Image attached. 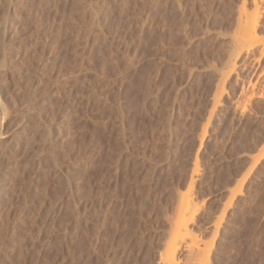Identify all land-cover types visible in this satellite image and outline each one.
I'll use <instances>...</instances> for the list:
<instances>
[{
    "label": "rangeland",
    "instance_id": "rangeland-1",
    "mask_svg": "<svg viewBox=\"0 0 264 264\" xmlns=\"http://www.w3.org/2000/svg\"><path fill=\"white\" fill-rule=\"evenodd\" d=\"M241 1L0 0V264H163L190 182L206 263L264 264V57L230 54Z\"/></svg>",
    "mask_w": 264,
    "mask_h": 264
},
{
    "label": "bare ground",
    "instance_id": "bare-ground-1",
    "mask_svg": "<svg viewBox=\"0 0 264 264\" xmlns=\"http://www.w3.org/2000/svg\"><path fill=\"white\" fill-rule=\"evenodd\" d=\"M262 9H264V0H242L241 1V4H240L239 9H238V15H237V25H236L237 31L231 37V44H232L231 46H233V49H230L231 50L230 54L232 52L235 59H237V57L244 52L246 55L250 54V56H251V54H254L253 60L256 62L254 64H257L258 66L260 64V59L262 57H264V31H263L264 29L262 30L260 28L258 31V28L260 27L259 26V23H260L259 17H260V13H261ZM255 51H257V52H255ZM247 57H249V56H247ZM244 58H246V57H244ZM229 61H227V62L230 63L231 61L230 62ZM233 61H232V63H230V69L228 67V69H226V71L224 69V72H226L228 74L232 73L234 68H236L235 67V65H236L235 60H233ZM254 61H252V62H254ZM256 67L257 66L255 65V68ZM227 70L229 72H227ZM226 73H223V74H225L224 75L225 78L227 77ZM224 76L221 77V79H220L221 81L219 80L220 85H218V86H220L221 88H222V83L224 84V82H223L225 80V78H223ZM222 78L224 79L223 81H222ZM222 90L223 89H220L221 93H222ZM252 96H253V93H251L250 97H252ZM33 101L31 99L29 100L28 105L30 107H33L32 105L35 104V102H33ZM2 158H3V156H2ZM7 160H8V156H7ZM256 162H257V160H256ZM191 179H193V178L191 177ZM191 187L192 186H191V182H190V185H189L187 192L185 191V193L180 194L179 198L177 200L178 204L176 203L177 206L175 209V214L172 217V222H170L171 223V230H170V234H169V239H170V235H171V240L167 244V246L165 245L166 248H165V250L163 249L164 250L163 254L160 253L161 256H159V257H161L163 264H205L206 261L211 258V255H210L209 256L210 258L208 259V253H209V250L211 247L210 246L212 243L211 241H213V240H210L209 243L207 241V244L205 245L206 241L205 240H199L200 238L197 239V237H199V236L196 234H192L193 231L190 230L191 225H189V224L192 221L195 212L197 211L196 208L198 207L197 206L198 203H197L196 199L194 200V198H192L193 194L190 193V191H192ZM198 209H199V207H198ZM223 211L224 210H222V212H221L222 216L224 214ZM219 217H221V216H219ZM221 220H222V217H221ZM221 220L218 219L217 221H219V222H217L215 220V222H217L216 223L217 226L219 225ZM217 226L214 227V224H213L214 228L212 227L211 230H213L215 228H219ZM214 231H213V233L212 232L211 233L214 234ZM216 232H217V230H216ZM215 234H217V233H215ZM195 236H197V237H195ZM215 236L212 235L211 239L213 237L215 238ZM187 237H188V239H190L189 241H188ZM184 238L187 239L188 243H184V242H182V243L188 244V245L183 246V244L181 243L182 244L181 246L188 247L189 249L186 248L185 249V255L182 254V256H181V253H183V252L180 253L178 251V247H179L178 245H180V242L183 241ZM201 241H205V242L202 243ZM185 242H186V240H185ZM208 244H210V245H208ZM202 245H204V247H202ZM186 250H189V251L186 252ZM210 262H211V260H210ZM210 262L206 263V264H210Z\"/></svg>",
    "mask_w": 264,
    "mask_h": 264
}]
</instances>
